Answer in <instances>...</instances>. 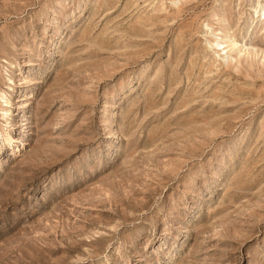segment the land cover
<instances>
[{"label": "rangeland", "instance_id": "1", "mask_svg": "<svg viewBox=\"0 0 264 264\" xmlns=\"http://www.w3.org/2000/svg\"><path fill=\"white\" fill-rule=\"evenodd\" d=\"M0 264H264V0H0Z\"/></svg>", "mask_w": 264, "mask_h": 264}]
</instances>
